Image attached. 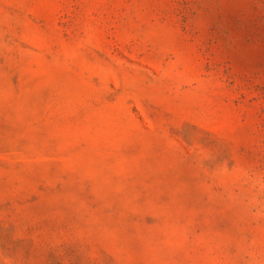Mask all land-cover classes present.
<instances>
[{"label": "rangeland", "instance_id": "1", "mask_svg": "<svg viewBox=\"0 0 264 264\" xmlns=\"http://www.w3.org/2000/svg\"><path fill=\"white\" fill-rule=\"evenodd\" d=\"M0 264H264V0H0Z\"/></svg>", "mask_w": 264, "mask_h": 264}]
</instances>
